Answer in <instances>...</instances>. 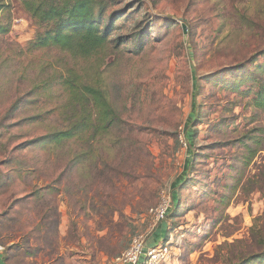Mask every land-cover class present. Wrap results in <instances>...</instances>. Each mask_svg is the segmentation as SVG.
<instances>
[{
    "label": "rangeland",
    "instance_id": "obj_1",
    "mask_svg": "<svg viewBox=\"0 0 264 264\" xmlns=\"http://www.w3.org/2000/svg\"><path fill=\"white\" fill-rule=\"evenodd\" d=\"M100 1L105 42L83 57L33 48L43 29L0 0V255L126 264L140 238L168 245L158 264H264V0ZM73 77L119 122L86 146L39 141L71 122Z\"/></svg>",
    "mask_w": 264,
    "mask_h": 264
},
{
    "label": "trees",
    "instance_id": "obj_2",
    "mask_svg": "<svg viewBox=\"0 0 264 264\" xmlns=\"http://www.w3.org/2000/svg\"><path fill=\"white\" fill-rule=\"evenodd\" d=\"M18 1L43 29L35 37L33 48L52 46L83 57L103 48L105 34L99 32V26L104 9L99 8L102 4L100 0ZM112 26L110 24L108 29ZM62 88L67 97L62 111L69 115L71 122L64 129L39 141L61 146L74 140L86 146L95 138L108 134L119 122L116 112L100 89L81 84L75 77L65 79Z\"/></svg>",
    "mask_w": 264,
    "mask_h": 264
},
{
    "label": "built area",
    "instance_id": "obj_3",
    "mask_svg": "<svg viewBox=\"0 0 264 264\" xmlns=\"http://www.w3.org/2000/svg\"><path fill=\"white\" fill-rule=\"evenodd\" d=\"M180 144L187 148L185 140L180 138ZM170 209V197L164 193L160 196L159 203L148 211V216L153 220L154 227L162 223ZM166 244L156 248H148L143 250L140 238L134 239L130 249L123 255L122 262L126 264H158L166 255ZM146 256H145V254ZM143 257V261L140 258ZM146 258V260H145Z\"/></svg>",
    "mask_w": 264,
    "mask_h": 264
},
{
    "label": "crops",
    "instance_id": "obj_4",
    "mask_svg": "<svg viewBox=\"0 0 264 264\" xmlns=\"http://www.w3.org/2000/svg\"><path fill=\"white\" fill-rule=\"evenodd\" d=\"M0 264H7V263L4 261V257H3V255H0Z\"/></svg>",
    "mask_w": 264,
    "mask_h": 264
},
{
    "label": "water",
    "instance_id": "obj_5",
    "mask_svg": "<svg viewBox=\"0 0 264 264\" xmlns=\"http://www.w3.org/2000/svg\"><path fill=\"white\" fill-rule=\"evenodd\" d=\"M184 33H185V30H184Z\"/></svg>",
    "mask_w": 264,
    "mask_h": 264
}]
</instances>
